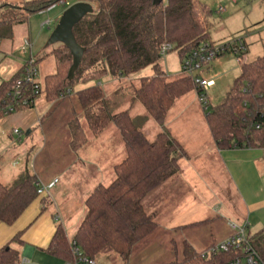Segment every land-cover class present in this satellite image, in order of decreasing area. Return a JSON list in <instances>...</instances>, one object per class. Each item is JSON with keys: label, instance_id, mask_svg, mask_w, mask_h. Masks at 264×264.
<instances>
[{"label": "trees", "instance_id": "trees-1", "mask_svg": "<svg viewBox=\"0 0 264 264\" xmlns=\"http://www.w3.org/2000/svg\"><path fill=\"white\" fill-rule=\"evenodd\" d=\"M66 2L31 0L23 2L21 7L2 5L0 39H12L15 26L28 21L32 14ZM80 2L95 8L93 14L73 29L77 43L86 51L74 79L69 81L73 57L62 44L54 50L56 72L45 78L41 93L47 102L60 101L76 86L99 82L107 75L122 80L148 67L155 70L150 77L130 80L113 97L130 95L131 101L144 107L163 129L153 141L138 128L137 120L129 111L115 113V105L119 103L107 97L104 88L97 84L78 91L85 125L77 119L69 123L71 148L75 152L88 143L90 135L98 136L112 124L119 129L127 156L115 166L114 181L109 186H97L87 198V212L73 240L91 259L115 254L126 260L136 245L157 228L154 217L145 209L144 200L177 173L179 160L186 156L179 141L166 127L169 114L178 100L191 92L198 94L191 78L182 73L169 76L160 69V49L165 43L173 45L183 61L199 43L209 41L211 11L198 0H163L158 4L154 0ZM229 52L236 53L230 49L225 53ZM238 55L242 57L245 52ZM240 69V75L224 100L205 113L206 122L221 150H264V126L256 129L257 124H264V57L242 62ZM21 73L0 86V103ZM37 182V177L29 172L22 173L12 186L0 181V224L13 226L25 214L39 198ZM24 233L16 234L12 242L22 243ZM67 235L63 225H57L46 250L65 262L72 260ZM253 239L264 242V230ZM7 249L0 251V264L18 263V253ZM202 253H197L185 242V259L174 264H225L231 259L226 254L203 259Z\"/></svg>", "mask_w": 264, "mask_h": 264}, {"label": "rangeland", "instance_id": "rangeland-1", "mask_svg": "<svg viewBox=\"0 0 264 264\" xmlns=\"http://www.w3.org/2000/svg\"><path fill=\"white\" fill-rule=\"evenodd\" d=\"M2 1L5 2H0V7L5 4L14 7L22 6V3L13 4L7 3L9 0ZM78 2H80V0H67L66 3L59 4L47 11L32 14L28 18V21L15 26L12 39H0V86L3 82L6 83L12 81L24 69L28 55L25 56L20 54V48L26 39L31 41L33 45V53L39 60L38 80L42 86L44 85L45 78L56 72V61L52 53L59 47V44L47 46L50 38V36L48 38L47 36L49 32L54 31L63 13L70 6ZM198 2L211 11L209 19L210 37L207 43L218 47L229 43H236L235 41H238L237 45H241L239 42L245 40L248 45V56L252 58L264 57V0H239L238 2H235V0H198ZM49 22L52 24L48 26ZM243 58V56L240 57L234 52L224 53L214 60L208 69H205L201 73V77L204 79L213 80L215 82V85L212 86L207 93L208 110L206 113H209L212 108L218 106L231 90L234 80L240 75V66L244 60ZM181 63L182 59L176 50L169 52L159 60L160 69L169 76H178L181 74ZM154 73V68L148 67L129 79L124 78L122 80H117L111 75H107L99 82L76 86L69 95L60 101L54 103L48 102L46 107L49 109L47 110L46 108V113L44 111L45 109L41 110L42 123L39 124L36 131L38 130L40 132L42 128L46 131H51L56 139H58V142L53 145L49 141L46 148L43 144L36 147L34 154L26 159L27 167L25 166V169H27L30 174L34 175L36 174L35 172H38L41 178H50L47 179V181H49L52 180L55 175H59L56 174L59 169V164H63L65 161L74 158L76 153H79L77 160H79L78 162L80 163V160L84 159V151L94 148L92 145L94 137L90 135L88 139L89 144L84 146L85 150L81 152H71L70 145L72 134L69 129V123L73 119H77L85 125L78 91L94 84L101 85L104 88L107 97L114 99L113 101L119 103L115 105V113L129 111L137 120L138 128L144 132L149 141H153L163 129L147 114L144 107L139 102L131 101L129 97L130 95H121L117 98L113 97L114 93L120 88L126 87L130 80L150 77ZM194 93L195 92H191L189 95H186L187 97L185 98L187 99L188 96H195ZM38 101L46 102L45 96L41 95L38 98ZM182 101L183 100L180 99L176 102L170 117L173 114H178V112H183L180 110ZM194 112L199 115V118H195ZM202 117L203 115L200 109H198V111L192 109V112L186 117V119L175 122V127L171 126L169 130L172 133V131L174 132V128L185 129L186 127H189L188 123L193 128H201L203 127L202 120H204ZM67 130L68 135L71 137L68 148L66 137L67 132H65ZM21 136L24 137V139L26 137L24 135ZM103 138L105 141L109 142V149H106V152H104L106 159L111 158L112 154L117 152L119 146L122 147L123 159L126 158L127 154L125 146L119 129L115 125L112 124L105 130ZM180 138L182 139L183 136L178 134V139L180 140ZM187 138L194 139L197 137L193 134H189ZM41 152L43 154L36 162V159ZM262 152L264 154V150ZM244 158L245 157H242L241 161L235 164V176H230V181H228L223 173H221L219 181L220 185L216 187L217 192L215 196H211V194L206 195L203 192L201 199L196 197L195 200L185 199L181 201L182 204L180 206L179 219L189 222L194 218L202 221V223L195 228L180 231L178 233L179 237L175 240L176 244H170L165 237L166 233L172 232L170 224H172L173 221L166 216L167 219L165 222L167 224H165V219L161 217L160 220L158 219L159 223L156 230L136 245L128 259L125 260L115 254H106L101 255L96 259L97 264L182 263L185 259V242L189 243V240L195 238L194 240H196V244L194 249L196 252L202 253L207 250L210 245L209 242H212V239L215 237L214 229L211 226L214 218H226V221L224 222H227V220L230 219L240 226L244 225V222L247 221L250 225L248 234L249 236L254 237V235L264 229V206L258 211H247V209L243 208L244 205H241L237 194L240 195L243 193L246 197L247 194H249L259 198L261 201L264 200V166L262 168L263 179H259L255 173L253 165L247 163ZM123 159H121V161ZM11 160L12 159L9 158L10 162L5 160L6 163H0L1 168L6 167L5 171L3 168L0 173V181L6 186H12L13 183L10 181V178L12 177L10 176L12 174L11 171H15L16 174L18 168L14 167L11 168V170L8 168L12 165ZM35 164L36 169L34 168ZM90 171L93 172L94 170L91 169ZM40 177H38V180ZM77 177L79 178L77 183H69L67 186L61 181L58 186L51 191L52 197L57 202L58 206L60 201L58 198L59 196H66L68 194L71 196L73 194L75 197L78 196L80 198L75 200L72 198L70 200V210L68 212H63L60 207L59 211H57L52 200L47 201L42 205L40 202L41 197H39L33 203L34 205L29 207L25 214H23L13 226L0 224V251L7 247L8 249L11 248L18 253V262H21L25 251L31 249V264H66L67 261L65 262L49 254L46 250L57 225L63 224L68 231V235L73 239L78 226L81 224L87 212L86 203L84 202L81 204V194H83V189L86 185L82 182L83 179H81L80 175ZM111 183H107L106 186H109ZM211 186L213 188L212 184ZM158 191H161L160 188L157 192ZM157 192L154 195H156ZM154 195L152 196V199H154ZM150 198L151 196L148 197L147 201H150ZM40 208H46V210L41 213ZM216 209L218 212L215 213ZM58 215L61 216L62 220L56 219ZM205 215L206 217H204ZM25 229L27 230L23 237L25 242H12V239L16 234ZM233 233L234 232L231 230V236ZM162 235H164L163 239L161 238Z\"/></svg>", "mask_w": 264, "mask_h": 264}, {"label": "crops", "instance_id": "crops-1", "mask_svg": "<svg viewBox=\"0 0 264 264\" xmlns=\"http://www.w3.org/2000/svg\"><path fill=\"white\" fill-rule=\"evenodd\" d=\"M0 2H5V1L1 0ZM23 2L26 1L9 0V2L7 3L20 4ZM51 24L52 23L49 22L48 26ZM51 34L52 32H49L47 38L51 36ZM235 42L237 44L238 41ZM239 43L246 47L245 55L243 56L244 57L243 62L248 63L253 60H256L257 58H260V57L252 58L248 56L249 53L248 45L246 44L245 40H242ZM240 73H241V69H240ZM194 95L195 96H188L187 99L185 98L187 96L181 99L183 101L181 102L180 110L183 112L181 113L178 112V114L176 115L173 114L171 117H170L171 114L170 113L166 122V127L168 129H170L171 126L175 127L176 125L175 122L182 119H186V117L189 116L190 113L192 112V109H195L196 111H198V109L201 110L203 115L202 118L204 119L202 120L203 127L193 128L188 123L189 127H186L185 129L174 128V132L176 133L172 131V135H174L175 138L179 141L184 151L186 152V156L179 160L177 173L173 177L165 181L159 187L161 191L157 192V190L159 189L158 188L155 192L149 195L151 196L150 201H147L149 196L144 201L145 209L149 214H151L154 217L157 226L159 223L158 219L160 220L161 217L165 219L164 220L165 224H167L165 222L167 217H169L171 221H173L172 224H170L172 232L166 233L165 235L166 240H168L169 243L172 245L176 244L175 240L177 237H179L178 233L180 231L184 229L195 228L197 225L202 223V221L194 218L189 222H185L184 220L179 219L180 206L182 204L181 203L182 200L185 199L195 200L196 197H199L201 199L203 192L206 195L211 194V196L212 195L215 196L217 192L216 187L220 185L219 181H220L221 173H223L224 177H226L227 180L230 181V176L231 177L235 176L234 174V171L236 172L235 164L240 162L242 157H245L244 160L247 163H251L253 165L255 173L257 174L258 178L263 179V175H262V168L264 166V154L262 152L263 149H246V148H230L227 150L219 149L207 125L205 113L201 107V104L199 103L198 94L196 91ZM47 104H48L47 101L39 102L38 99H36L35 105L31 109L22 110L14 115L0 118V163L5 162V160L9 161L10 158L14 160L13 161L11 160L12 165L11 167L8 168H10L11 170V168L18 167L16 170L17 171L16 174L15 171H11L12 174L10 176L12 177L10 178L11 179L10 181L12 183L22 173L28 172V170L25 169V166L27 167L26 159L32 154H34L36 147H39L41 144H43V146H45L46 148L49 141L53 145L57 144L58 142V139H56L55 135L51 131H46L44 128H42L40 132L38 130L36 131L39 124L42 123L41 110L45 109L44 111L46 113ZM48 109L49 108H47V110ZM194 116L195 118L196 117L199 118V115L196 114V112H194ZM13 129H19L22 132V135L26 136L25 139L22 136L17 137L16 135H14L12 132ZM65 132H67L66 137L68 141V146H67L68 148L71 137L70 135H68V130ZM104 132L105 131H103L100 135L94 137V139L92 140L93 142L92 145L94 146V148H90L88 151L87 150L84 151L83 153L84 159L80 160V163L78 162L79 160H77V156H79V153H76V156L74 155L75 156L74 158L65 161L63 164H59V169L56 172V174L59 175H55L52 180L47 181V179L50 178L47 177L41 178L40 174L38 172H35L36 173L35 176L37 177V179L38 177H40L39 180L44 184H49L57 179L58 183L55 186L56 188L61 181H63L67 186L69 183L71 184L77 183V181L79 180L77 176L80 175L81 179H83L82 182L84 183V185H86L83 189V194H81V201H82L81 204H83L84 202L86 203L87 197L90 196V194L94 191V189L97 186L101 184L106 185L107 183H111L112 181H114L115 179L114 168L115 166L120 164L121 159H123L124 157L122 147L119 146L117 152L116 153L114 152L111 158H107V159L105 158L104 152H106V149L107 150L109 149V142L105 141V139L103 138ZM178 134L182 135L183 138L182 139L180 138L179 140ZM189 134H193L197 138L194 139L187 138ZM70 149L72 150L71 145H70ZM83 150H85V148L80 149L78 152H81ZM42 152L37 157L36 162L38 158L43 154ZM71 152H75V151L72 150ZM3 168L5 171L6 167H2V168L0 167V173L1 170H3ZM34 168L36 169V164L34 165ZM91 169H93L94 171L93 172L90 171ZM211 184L213 185V188ZM156 192L157 194L154 195ZM153 195H154V199H152ZM237 196L241 202V205L243 204L244 205L243 208L247 209V211H258L259 209H262V207L264 206V200L261 201L259 198L254 197L252 195L247 194L246 197V195L241 193L240 195L237 194ZM51 197H52V193H51ZM58 198L60 199L59 206L52 197L53 202L55 204V208L57 211H59V207H60L63 210V212L66 211L68 212L70 210L69 203L72 198L74 200L80 199L78 196L75 197V195L73 194L71 196H69V194L66 196H59ZM43 200L44 202H42ZM47 201L48 199L41 197L40 202L42 205L45 204V202ZM33 205L34 204H32L30 207H32ZM45 210L46 208L44 209L40 208L41 213ZM216 212H218L217 209L215 210V213ZM204 217H206V215ZM205 221H210V220H205ZM224 221H226V218L225 219L214 218L213 224L211 226L214 229L213 231L215 232L214 233L215 237L212 239V242H209L210 245L208 246V248L216 243H219L231 237L230 234L231 228L229 226V223L233 221L230 219H228L227 222ZM246 222L247 221H245L244 223ZM64 229L68 234L66 227H64ZM263 230L264 229H262L261 231ZM21 231L26 232L27 230L25 229ZM24 236L25 233L21 238L22 242H25V240H23ZM69 238L71 237L69 236ZM161 238L163 239L164 235H162ZM194 239L195 238H193V240L192 239L189 240V243L193 247L196 244V240ZM30 254H31V249H27L25 251L23 258L30 257Z\"/></svg>", "mask_w": 264, "mask_h": 264}, {"label": "built area", "instance_id": "built-area-1", "mask_svg": "<svg viewBox=\"0 0 264 264\" xmlns=\"http://www.w3.org/2000/svg\"><path fill=\"white\" fill-rule=\"evenodd\" d=\"M238 1L235 0V2ZM173 49V45L165 43L160 49V54L163 57L173 51ZM228 49L234 50L239 54L240 52H245L246 47L244 45H237L236 43H229L218 47L210 45L209 43H199L197 48L181 63V73L191 78L198 89V100L204 113L208 110L207 93L215 85V82L204 79L201 77V73L205 69H208L211 63ZM20 54L28 55L27 61L12 90L0 103V115L2 118L34 107L36 99L41 96L43 90V86L38 80L39 60L33 53V46L30 40L26 39L24 41V44L20 48ZM263 126L264 124H257L256 129H260ZM12 132L18 137L22 135L19 129H13ZM57 183V179L49 184H44L38 180L36 184L38 196L48 199V201H53L51 191ZM56 219L62 220L60 215ZM229 226L234 234L228 239L209 247L202 253L201 257L203 259H210L219 254H226L231 256V259L225 264H264V242H258L252 236H249L248 230L250 225L247 222L242 226L230 222ZM68 241L72 253V260L67 261L66 264H97L96 260L84 255L77 242L69 238V236ZM16 264H31V258H23L21 262Z\"/></svg>", "mask_w": 264, "mask_h": 264}, {"label": "water", "instance_id": "water-1", "mask_svg": "<svg viewBox=\"0 0 264 264\" xmlns=\"http://www.w3.org/2000/svg\"><path fill=\"white\" fill-rule=\"evenodd\" d=\"M161 2H163V0H154L155 4ZM94 11V6L86 2H78L70 6L61 16L56 28L48 40L47 46L62 44L70 51L73 57V64L68 73L69 81L74 79L86 51L85 48L77 43L73 29L86 16L93 14Z\"/></svg>", "mask_w": 264, "mask_h": 264}]
</instances>
